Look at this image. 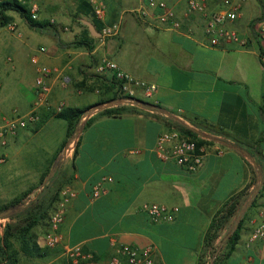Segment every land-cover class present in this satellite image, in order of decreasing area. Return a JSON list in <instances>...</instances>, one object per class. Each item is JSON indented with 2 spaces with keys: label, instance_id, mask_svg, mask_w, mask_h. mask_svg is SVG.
<instances>
[{
  "label": "crops",
  "instance_id": "1",
  "mask_svg": "<svg viewBox=\"0 0 264 264\" xmlns=\"http://www.w3.org/2000/svg\"><path fill=\"white\" fill-rule=\"evenodd\" d=\"M40 1L39 20L49 24L43 33L50 45L31 55L32 68L25 66L28 40L36 33L28 31L27 39L21 38L19 29L27 22L18 12L10 13L16 30L0 26L11 32L8 36L0 29V103L4 97L16 98L20 105V110L9 112L0 104V125L31 110L40 115L0 145L7 159L0 164V180L19 172L16 176L39 181L22 192H37L38 197H29L20 211L37 198L48 200L52 210L60 189L68 184L77 196L68 204L63 245H83L98 257L97 264H110L121 244L153 246L154 264H199L214 218L237 200L239 208L219 231L214 247L220 255L226 251L240 222V239L222 264H264V243L248 245L253 221L264 206V46L258 37L264 0H229L242 3L239 17L227 26L249 39L246 46L211 45L205 18L187 14V0H165L177 12L179 29L161 25L159 10L138 12L148 0H103L106 20L95 16L88 0ZM208 2L211 9L226 4ZM106 22H119L120 33L102 41ZM104 58L156 83V95L136 107L119 101L109 107L125 105L126 110L104 114L109 103L120 99L115 98L119 89L113 74L96 72ZM41 66L53 69L46 76L51 91L47 102L37 105ZM14 75L23 86L7 87ZM63 102L65 108L97 104L82 115L72 136L67 120L58 117L57 106ZM179 125L217 140L224 152L209 154L194 172L161 159L155 151L158 136ZM103 177L112 180L94 197L93 187ZM149 202L177 206L179 211L173 221L155 222L143 209ZM49 217L32 229L33 249L24 252L16 245L20 264L58 260L53 253L35 251L33 244L48 247Z\"/></svg>",
  "mask_w": 264,
  "mask_h": 264
},
{
  "label": "built area",
  "instance_id": "2",
  "mask_svg": "<svg viewBox=\"0 0 264 264\" xmlns=\"http://www.w3.org/2000/svg\"><path fill=\"white\" fill-rule=\"evenodd\" d=\"M2 1V0H0ZM21 3L27 4L31 13V17L39 20L41 12L40 0H19ZM92 6L93 12L97 18L106 20L107 7L103 0H88ZM147 8L159 10L158 20L161 25L179 29L181 21L178 18L176 10L170 6L165 0H148L147 7L138 9L141 14L148 13ZM242 8L241 2H231L226 0L224 7L211 9L208 0H187V14L198 13L205 18L204 30L209 36L211 45H219L224 43H237L246 46L249 39L241 35L234 28L227 26L229 22L235 21ZM54 21V20H53ZM6 26L10 30H16L17 24L14 20L9 21ZM120 33L119 22L107 23L103 27L101 33L102 41L116 36ZM259 40L264 46V21L260 23L258 30ZM42 51L46 48H42ZM37 62V58H33ZM53 69L45 66L38 68L39 75L36 78L38 86L37 105L45 104L51 91L50 85L46 82V76ZM99 74L112 73L118 82V91L125 102H129L134 106L147 104L158 90V85L154 82L138 78L133 74L123 70L119 64L110 59H102L96 67ZM2 82L0 81V87ZM65 108V103L57 106V111L61 112ZM40 115L31 110L25 114L7 118L5 123L0 125V145H6L8 136L15 134L20 128H26L31 123L38 121ZM199 134V133H198ZM202 140L203 142H199ZM69 151V148L68 150ZM66 151V153H67ZM155 151L157 155L164 160L172 159L181 167L188 171H197L206 157L216 152L221 154L224 152L223 146L217 140L208 138L199 134L197 139L185 135L178 128H171L162 133L157 138ZM6 156L0 153V164L6 162ZM111 177H103L93 187V196L99 197L105 189V183L111 181ZM264 183V182H263ZM77 196L76 190L71 185H64L55 200L49 217V230L46 234V246L54 248L63 245L65 235L62 226L65 222L66 212L70 201ZM143 209L155 221H173L179 207L168 206L164 203L149 202L143 205ZM255 241L264 243V206H262L253 221V229L250 233L248 245ZM65 253L71 258L72 264H97L98 259L92 252L85 251L83 245H67L64 244ZM153 246L141 248L130 244H121L116 247V253L111 258L110 264H154Z\"/></svg>",
  "mask_w": 264,
  "mask_h": 264
},
{
  "label": "trees",
  "instance_id": "3",
  "mask_svg": "<svg viewBox=\"0 0 264 264\" xmlns=\"http://www.w3.org/2000/svg\"><path fill=\"white\" fill-rule=\"evenodd\" d=\"M11 12H18L23 17V19L35 29L44 31L49 25L46 22L33 19L31 17V13L27 4L21 3L19 0H2L0 1V26H4L9 21L13 20V16L10 14ZM115 98L121 99L123 98V96L118 94ZM103 103L104 102L102 101L97 104L101 105ZM95 105H90L87 107H66L58 113L59 118L65 119L68 122V136H72L82 115L86 112L91 111V109ZM124 106L125 105L109 107L104 109L103 113L109 115H117L120 114L123 110H126V107ZM179 127L180 128L178 129L182 131L185 135L194 139H197V137H199L198 132L194 131L193 129L184 125H179ZM199 142L201 143L203 141L199 140ZM27 194L28 192L24 193L25 196ZM24 195L22 197H16L12 201L0 205V212L9 208L16 207V204H18L25 198ZM30 208L31 206L20 211L19 207H16L15 210L8 216L9 218H11V220L16 219L17 221L15 223L9 222L5 226L4 233L0 240V264H20L19 250L16 247V241L20 242L21 245L19 249L24 252H29L31 248L33 249L31 245L32 243L30 242L32 238L31 231L41 219H46L47 217H49L51 208L47 210L45 207L42 208L40 206L39 211H36L35 213H29L34 209V207L33 209ZM238 208L239 201L234 200L232 201V203H230L228 208L224 207V209L220 211L217 217L214 218V221L206 236L205 252L201 255L199 264H222V260L227 258L233 252L236 244L240 239V222H238L235 230L230 236V240L227 243L226 251L221 253V255L219 254L218 250L214 247V240L218 237L219 231L223 229L224 224L231 219V217L235 214ZM26 210V213H28L27 216L24 215ZM33 244L35 245V251L43 250L44 254L49 253L47 249L49 247L41 248L37 244ZM39 255L42 256V254ZM97 259L98 257L96 256V260Z\"/></svg>",
  "mask_w": 264,
  "mask_h": 264
},
{
  "label": "rangeland",
  "instance_id": "4",
  "mask_svg": "<svg viewBox=\"0 0 264 264\" xmlns=\"http://www.w3.org/2000/svg\"><path fill=\"white\" fill-rule=\"evenodd\" d=\"M0 29L2 31H5L8 36L11 35V32L6 30V28L1 27ZM19 30L23 34V36L21 37L22 39H27L26 32H28V31H33L36 33L33 38L30 37V39L28 40V42H29L28 57H27L26 66H25L27 68H32L33 63L30 60L31 55L35 54V53L39 54L37 52V50L39 47H41L43 45L48 48V46L50 45V42H47V40H46V37H48V36L46 34H44L42 30L35 29V28L31 27L28 23H25L23 26V29L21 30V28H20ZM30 79H31V77L28 76V80H30ZM1 80H3V82H5V79H1ZM10 80H12V81L8 82L7 87L10 86L11 84H15V86H21L22 85L21 84V78L19 76L17 77V75H14ZM18 89H19V87H18ZM18 89H17V91H18ZM5 92H7V89L4 91V93ZM2 100H4V101L1 102L0 104H1V107L3 109H5V111L10 112L11 110H13L15 108L16 109L20 108L18 99H16V98H5L4 97ZM1 167H2V171L5 174V172H6L5 166L3 165ZM18 173L19 172L14 173L13 176L11 178L9 177L7 180H5V179L0 180V205L10 202L16 197H22L24 195V193H22V192L25 191L26 189L31 188L30 184H33L34 181L38 182V184H39L38 179H34V178L31 179V178H27V177L21 178L20 176H16V174H18ZM36 193L34 195H28V194L26 196L24 195L25 198L21 202L16 204L17 205L16 207H19L21 204L26 203V201L29 199V197H30V199H33V197L37 195ZM54 196H55V194H52L50 199H53ZM36 197H38V196H36ZM35 201L37 203H35ZM46 201H48V200L40 201L38 198L34 199V201L33 200L30 201V205L32 203V206L30 209H33V207H34V209L29 213H32V212L35 213L36 211H39L40 206L42 208L45 207L47 210L49 208H51V204H46ZM26 212H27V210L25 211L24 215L27 216L28 213H26ZM16 221L17 220H11V218H9V217H5V218L0 219V240H1V237L4 233L5 226L9 222L15 223ZM16 243H17L18 247H20V245H21L20 242L16 241ZM45 248H47V247H45ZM47 249H48L49 253H53V255L59 256L58 260L56 262H54L53 264H72L71 258L65 253V249L63 247L58 246V247H54L51 249L50 248H47Z\"/></svg>",
  "mask_w": 264,
  "mask_h": 264
},
{
  "label": "water",
  "instance_id": "5",
  "mask_svg": "<svg viewBox=\"0 0 264 264\" xmlns=\"http://www.w3.org/2000/svg\"><path fill=\"white\" fill-rule=\"evenodd\" d=\"M119 101H123L125 102L126 100L125 99H118L117 101L113 102V103H109V105H107V107L111 106L112 104H115ZM16 207H13V208H9L7 210H4V211H1L0 212V219L1 218H5V217H8L14 210H15Z\"/></svg>",
  "mask_w": 264,
  "mask_h": 264
}]
</instances>
